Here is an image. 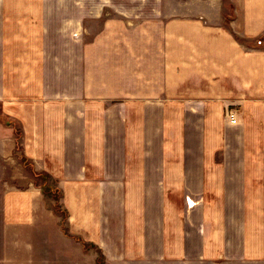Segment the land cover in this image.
I'll list each match as a JSON object with an SVG mask.
<instances>
[{
  "label": "crops",
  "instance_id": "0c3cea01",
  "mask_svg": "<svg viewBox=\"0 0 264 264\" xmlns=\"http://www.w3.org/2000/svg\"><path fill=\"white\" fill-rule=\"evenodd\" d=\"M261 38L264 0H0V264H264Z\"/></svg>",
  "mask_w": 264,
  "mask_h": 264
},
{
  "label": "rangeland",
  "instance_id": "374dc122",
  "mask_svg": "<svg viewBox=\"0 0 264 264\" xmlns=\"http://www.w3.org/2000/svg\"><path fill=\"white\" fill-rule=\"evenodd\" d=\"M254 45H256L257 47H264V38H261L260 39V41L258 42H255L254 43ZM228 113L229 112H231L230 110H228L227 111ZM226 112V113H227ZM232 113V112H231ZM234 114V113H233ZM225 116H226V114H225ZM235 116V115H234ZM226 118H227V116H226ZM229 120V119H228ZM28 174H31V172L29 171V169H28ZM30 176V175H29ZM34 183L36 184V183H41V180H38L37 178H35L34 177ZM45 184H46V186H51V194H48V196H46V199L47 200H50L51 202H52V206H57L58 207V204L57 203H59V199H56L57 198V196L59 195L58 194V189L56 188V185L55 184H53L52 182H50V181H46L45 182ZM21 186V185H20ZM38 186V185H37ZM39 187V186H38ZM56 194H57V196H56ZM60 223H61V226L62 227H64L65 228V224H66V220H65V217L64 216H60Z\"/></svg>",
  "mask_w": 264,
  "mask_h": 264
},
{
  "label": "trees",
  "instance_id": "16d2710c",
  "mask_svg": "<svg viewBox=\"0 0 264 264\" xmlns=\"http://www.w3.org/2000/svg\"><path fill=\"white\" fill-rule=\"evenodd\" d=\"M33 175L35 178H37L38 180H41V183H36V185H38L41 189V192L43 194L44 197L48 196V194H51V186H46L45 182L46 181H50L52 182L53 184H55L54 180L48 175V174H45V173H36V172H33ZM58 194H59V191H58ZM57 196V194H56ZM60 198V195L57 196L56 199H59ZM58 204V203H57ZM54 208V211L56 213H60V208H59V204H58V207L57 206H53ZM61 216H64V214L62 213Z\"/></svg>",
  "mask_w": 264,
  "mask_h": 264
},
{
  "label": "built area",
  "instance_id": "2783aa9c",
  "mask_svg": "<svg viewBox=\"0 0 264 264\" xmlns=\"http://www.w3.org/2000/svg\"><path fill=\"white\" fill-rule=\"evenodd\" d=\"M226 116H227V118L230 120V121H235V116H234V114L233 113H231V112H227L226 113Z\"/></svg>",
  "mask_w": 264,
  "mask_h": 264
}]
</instances>
